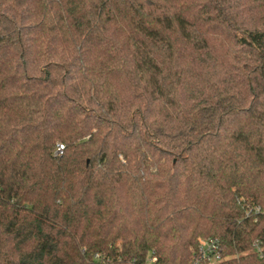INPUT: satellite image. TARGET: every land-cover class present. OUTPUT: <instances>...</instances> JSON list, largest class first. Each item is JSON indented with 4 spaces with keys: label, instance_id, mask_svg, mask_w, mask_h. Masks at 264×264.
Masks as SVG:
<instances>
[{
    "label": "trees",
    "instance_id": "trees-1",
    "mask_svg": "<svg viewBox=\"0 0 264 264\" xmlns=\"http://www.w3.org/2000/svg\"><path fill=\"white\" fill-rule=\"evenodd\" d=\"M205 238L264 264V0H0V264Z\"/></svg>",
    "mask_w": 264,
    "mask_h": 264
},
{
    "label": "built area",
    "instance_id": "built-area-1",
    "mask_svg": "<svg viewBox=\"0 0 264 264\" xmlns=\"http://www.w3.org/2000/svg\"><path fill=\"white\" fill-rule=\"evenodd\" d=\"M64 149L62 144H59L56 149V154H61ZM254 249L260 256L264 253V248L260 242L254 243ZM99 256V255H97ZM228 258V255L224 254L223 246L221 243L213 238L201 239L199 247L194 255L191 264H217L218 262ZM155 258H151L150 261H154Z\"/></svg>",
    "mask_w": 264,
    "mask_h": 264
}]
</instances>
